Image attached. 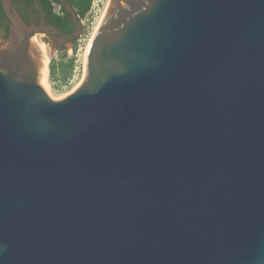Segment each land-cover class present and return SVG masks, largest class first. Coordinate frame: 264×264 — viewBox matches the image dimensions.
<instances>
[{"label": "water", "instance_id": "1", "mask_svg": "<svg viewBox=\"0 0 264 264\" xmlns=\"http://www.w3.org/2000/svg\"><path fill=\"white\" fill-rule=\"evenodd\" d=\"M1 4L0 264H264V0H108L60 98Z\"/></svg>", "mask_w": 264, "mask_h": 264}, {"label": "trees", "instance_id": "2", "mask_svg": "<svg viewBox=\"0 0 264 264\" xmlns=\"http://www.w3.org/2000/svg\"><path fill=\"white\" fill-rule=\"evenodd\" d=\"M16 11L20 12L23 7H32L33 0H10ZM75 11L78 19H82L90 9L92 0H65ZM39 7L49 23L60 28L64 32H71L73 25L71 15L60 4V0H37ZM0 31L2 36L7 35L8 27L6 17L0 0ZM73 55L68 57L65 50H58V58H51L48 64V78L56 86L65 85L71 78L75 68L74 54L77 50V41L72 43Z\"/></svg>", "mask_w": 264, "mask_h": 264}, {"label": "rangeland", "instance_id": "3", "mask_svg": "<svg viewBox=\"0 0 264 264\" xmlns=\"http://www.w3.org/2000/svg\"><path fill=\"white\" fill-rule=\"evenodd\" d=\"M103 1H104V4H103ZM106 5H105V0H102V4L99 5L98 11L92 15L90 14L86 15L85 19L83 20L84 25H85L84 32L82 36L77 40V50L74 54L75 68L68 82L65 85H61L57 87L56 86L57 84L54 85L49 81V78H48L49 74L47 70V87L52 97L54 98L62 97L63 95L71 92L81 82L83 78V73H84L85 48L90 38L92 37L95 29L97 28L99 21L101 20V17L105 10V8L103 9V7H105ZM41 44L46 53V66L48 67V64L51 58H55V59L58 58V52L54 48V46L52 47L51 42L47 44L46 41L42 40ZM65 51L68 57L73 55V52L72 50L69 49V46H66Z\"/></svg>", "mask_w": 264, "mask_h": 264}, {"label": "flooded vegetation", "instance_id": "4", "mask_svg": "<svg viewBox=\"0 0 264 264\" xmlns=\"http://www.w3.org/2000/svg\"><path fill=\"white\" fill-rule=\"evenodd\" d=\"M102 3V2H101ZM103 4H104V1H103ZM107 4V0H105V5ZM33 6L32 7H29V6H25L22 8V10L20 12H18L20 18L22 19V21L29 25V26H34V27H39L41 24H43V26L45 28H47L48 31H52L53 33H55V35H58V36H62V35H65V34H69V33H73L76 31V28L73 24V21H72V17H71V23L73 25V30L71 32H64L62 31L60 28L52 25L51 23H49L44 15V12L43 11H40L39 9H37L35 6H34V3L32 4ZM11 6L15 9V7L12 5L11 3ZM106 7V6H105ZM103 7V9L105 8ZM16 10V9H15ZM65 10V9H64ZM66 11V10H65ZM67 13H69L68 11H66ZM88 13V12H87ZM88 15V14H86ZM85 15V16H86ZM85 16L82 18V19H78L79 20V23L81 25V36L84 32V19H85ZM6 25H8V20L6 19ZM8 27V26H7ZM51 27V28H50ZM0 36H2L1 34V31H0ZM80 36V37H81ZM4 37V36H2ZM79 37V38H80ZM79 38L77 39H72V40H62V41H58L56 39H53V38H49V37H46V36H40L39 37V41L42 43V40L43 41H46L47 44L49 42H51L52 44V47L54 46V48L58 51V50H65L66 46H69V49H71L72 47V43L74 41H77Z\"/></svg>", "mask_w": 264, "mask_h": 264}, {"label": "built area", "instance_id": "5", "mask_svg": "<svg viewBox=\"0 0 264 264\" xmlns=\"http://www.w3.org/2000/svg\"><path fill=\"white\" fill-rule=\"evenodd\" d=\"M101 2H102V0H92L91 5H90V9H89L87 14L92 15V14L96 13L98 11L99 5L102 4Z\"/></svg>", "mask_w": 264, "mask_h": 264}, {"label": "bare ground", "instance_id": "6", "mask_svg": "<svg viewBox=\"0 0 264 264\" xmlns=\"http://www.w3.org/2000/svg\"><path fill=\"white\" fill-rule=\"evenodd\" d=\"M108 3V2H107ZM106 8V7H105ZM104 13V12H103ZM100 22V21H99ZM99 24V23H98ZM98 26V25H97ZM95 31H96V29H95ZM95 31H94V33H95ZM94 33H93V35H94ZM92 35V36H93ZM92 38V37H91ZM91 38H90V40H91ZM90 40H89V42H90ZM89 42H88V44H89ZM88 44H87V46H88ZM87 46H86V48H87ZM86 48H85V53H86ZM85 53H84V57H85ZM46 84H47V77H46Z\"/></svg>", "mask_w": 264, "mask_h": 264}]
</instances>
